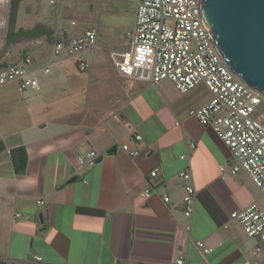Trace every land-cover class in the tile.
I'll return each mask as SVG.
<instances>
[{
    "label": "crops",
    "instance_id": "1",
    "mask_svg": "<svg viewBox=\"0 0 264 264\" xmlns=\"http://www.w3.org/2000/svg\"><path fill=\"white\" fill-rule=\"evenodd\" d=\"M25 1L11 14L9 1L0 0V69L30 56L39 81L38 90L0 88V258L7 264H177L180 257L184 264H264L258 241L230 219L263 194L243 171L221 174L220 166L232 163L230 151L188 115L209 101L208 90L182 94L166 80L126 87L110 54L126 50L128 40L108 44L98 27L93 48L54 59L55 39L94 28L68 30L63 8L57 22L45 14L19 24L20 12L30 16L29 6L21 9ZM128 1L135 8L127 30L136 9ZM36 27L45 32L8 43L18 29ZM80 62L86 71H78ZM90 152L94 165L80 166L78 158ZM187 170L196 190L190 218L177 178ZM147 188L151 195L144 198ZM196 241L211 252L203 255Z\"/></svg>",
    "mask_w": 264,
    "mask_h": 264
},
{
    "label": "built area",
    "instance_id": "2",
    "mask_svg": "<svg viewBox=\"0 0 264 264\" xmlns=\"http://www.w3.org/2000/svg\"><path fill=\"white\" fill-rule=\"evenodd\" d=\"M136 2L133 26L126 31L128 48L111 52L114 68L124 80L126 87H132L141 80L156 85L161 81L171 82L175 89L184 94L198 86H204L209 101L198 108H192L188 115L194 117L202 126L209 127L230 151L232 163L220 166L221 174L236 175L245 172L253 185L264 195V116L259 107L264 96L245 86L232 74L216 51L208 31L202 25L200 0H134ZM55 1L51 0L50 4ZM96 44V31L89 29L83 35L67 40L55 39L52 45L54 59L76 56ZM88 64L80 62L78 70L84 72ZM45 74L49 73L44 68ZM17 84L20 90H38L37 68L30 56L20 62L11 63L0 69V88ZM134 140L140 141V136ZM194 149L195 145L190 144ZM122 150L130 156L138 155L123 145ZM95 153L90 152L78 158L80 166L92 167ZM187 158L186 155L181 159ZM158 170L150 172L154 178ZM184 190L185 218H190L196 202V190L192 185L190 172L177 174ZM151 195L147 188L142 196ZM169 203L167 195L162 197ZM43 205L42 201H38ZM20 215L17 214L16 217ZM230 219L237 222L243 233L256 239L264 249V212L257 203L232 212ZM196 248L206 255L211 249L201 241L195 242ZM39 262V257H34ZM177 264H184L180 257ZM258 264V263H254Z\"/></svg>",
    "mask_w": 264,
    "mask_h": 264
},
{
    "label": "water",
    "instance_id": "3",
    "mask_svg": "<svg viewBox=\"0 0 264 264\" xmlns=\"http://www.w3.org/2000/svg\"><path fill=\"white\" fill-rule=\"evenodd\" d=\"M18 3L12 1L11 14ZM199 11L202 25L227 69L264 96V0H200ZM3 35L4 23L0 38Z\"/></svg>",
    "mask_w": 264,
    "mask_h": 264
},
{
    "label": "rangeland",
    "instance_id": "4",
    "mask_svg": "<svg viewBox=\"0 0 264 264\" xmlns=\"http://www.w3.org/2000/svg\"><path fill=\"white\" fill-rule=\"evenodd\" d=\"M8 12L10 13L13 0H8ZM26 0L21 9L29 6L30 16L19 13V24L31 25L35 20L42 19L48 15L54 22H57L59 11L68 15V30H79L99 28L102 36L108 44H125V32L133 22L135 3L128 0ZM46 14V15H45ZM25 20L28 23H24ZM74 22L76 26H72ZM10 59L5 60L6 62ZM79 71V70H78ZM80 72V71H79ZM260 113L264 116V98L259 107ZM259 207L264 212V195H260ZM140 253L144 252L140 246Z\"/></svg>",
    "mask_w": 264,
    "mask_h": 264
},
{
    "label": "trees",
    "instance_id": "5",
    "mask_svg": "<svg viewBox=\"0 0 264 264\" xmlns=\"http://www.w3.org/2000/svg\"><path fill=\"white\" fill-rule=\"evenodd\" d=\"M9 25L11 27L14 26V15H11V19L9 20ZM44 29L42 27H36L33 30H24L22 28L18 29L13 34H10L8 38V43H13L19 38H33L39 36L41 33H44ZM0 264H7L4 260L0 258Z\"/></svg>",
    "mask_w": 264,
    "mask_h": 264
},
{
    "label": "flooded vegetation",
    "instance_id": "6",
    "mask_svg": "<svg viewBox=\"0 0 264 264\" xmlns=\"http://www.w3.org/2000/svg\"><path fill=\"white\" fill-rule=\"evenodd\" d=\"M5 42H6V37H5Z\"/></svg>",
    "mask_w": 264,
    "mask_h": 264
}]
</instances>
